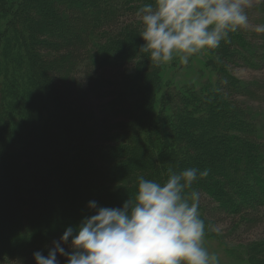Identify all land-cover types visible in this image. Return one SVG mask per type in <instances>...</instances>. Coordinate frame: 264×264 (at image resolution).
Here are the masks:
<instances>
[{
  "label": "trees",
  "instance_id": "trees-1",
  "mask_svg": "<svg viewBox=\"0 0 264 264\" xmlns=\"http://www.w3.org/2000/svg\"><path fill=\"white\" fill-rule=\"evenodd\" d=\"M45 1L58 7L56 15L67 13L72 33L52 32L43 19H54L52 11L39 7V23L22 20L21 33L9 41L4 34L12 31V14L32 1L10 0L0 14V200L7 198L0 218L14 220L15 232L33 231L9 249L1 247L0 228V264H35L34 252L47 255L66 229L37 226L55 212L58 195L59 213L69 210L82 220L95 214L82 206L86 200L118 208L134 198L138 176L163 182L168 169L190 167L208 170L193 185L200 193L204 247L227 264H264V233L230 238L264 226V73L243 80L226 70L264 71V34L251 27L264 24V0L246 9L247 30L206 49L208 60L190 73L197 72L194 77L184 75L178 59L155 66L140 49L143 25L136 13L153 0H88L87 7L77 0ZM20 36L31 49L21 43L24 58L8 53ZM241 181L254 182L260 196L248 199ZM49 182L44 192L41 184ZM225 221L228 230L215 231Z\"/></svg>",
  "mask_w": 264,
  "mask_h": 264
},
{
  "label": "clouds",
  "instance_id": "clouds-1",
  "mask_svg": "<svg viewBox=\"0 0 264 264\" xmlns=\"http://www.w3.org/2000/svg\"><path fill=\"white\" fill-rule=\"evenodd\" d=\"M251 0H153L136 15L143 30L140 49L155 66L190 57L229 42L230 33L250 27L246 9ZM264 34V24L251 26ZM208 170L168 169L161 182L137 177L134 198L121 207H87L95 214L68 227L53 241L47 255L33 253L35 264H220L204 247L205 222L199 211L200 193L193 188Z\"/></svg>",
  "mask_w": 264,
  "mask_h": 264
},
{
  "label": "rangeland",
  "instance_id": "rangeland-1",
  "mask_svg": "<svg viewBox=\"0 0 264 264\" xmlns=\"http://www.w3.org/2000/svg\"><path fill=\"white\" fill-rule=\"evenodd\" d=\"M28 1L33 2V3L31 2V3L26 5V6H30L28 8L29 10L27 8H25L26 10L25 9L22 10V12L20 14L18 12H15V14H12L14 17L12 19H10V25L13 28L10 27V29L12 31H8L6 33V36L4 34V37L6 39H8L10 41L11 39H13V36L18 37V34L21 33L20 29L22 30V28H23V25H22L23 22L28 24L29 22L31 23V21L37 20L39 23L40 18H43L40 15L41 14L40 8L48 9V11H50V12L52 11V13H53L54 19H52L50 17L43 18L44 20L47 21V24L49 23V25L47 27H49V29L52 30V32L56 31L55 34L61 32V35L66 34L67 32H68V34L72 33V31L69 30V27L72 26V22L69 21L70 18L67 17V13H64V16H61L60 14H59V16L56 15L58 13L59 9L53 3H49V1H45V0H43V1L42 0L41 1L40 0H28ZM77 1L80 2V6L87 7L88 4H90L88 2V0H77ZM254 1L255 0H251V3ZM7 3H10V0H8V2H7V0H1L0 14H3V12H4L3 10H5ZM31 7L36 8L37 12L33 13L32 11H30ZM90 8H91L90 9L91 11H98L99 6H98V8L90 6ZM80 11H83V8H81ZM88 15L89 14H85L86 17ZM19 19H21V21ZM22 20H23V22H22ZM30 32L32 33V29ZM20 39L21 40H18L17 42H11L10 43L11 46H13V47L11 49L10 48L8 49V53H11L12 56L20 55L21 57L24 58V55H26V53L29 52L31 49H29V47L27 45V41H28L27 37L20 36ZM23 42H24V48L26 49L27 52L23 48H21V46H23V44H21V43H23ZM236 54L239 58V56H240L239 53H236ZM246 56L247 55L244 54V58H246ZM207 60H208V57L206 54V49H204L201 52H199L198 54L190 57L188 64L185 65V64L179 63V65L183 68L184 75L188 76L193 70L202 69L203 66L206 64ZM243 65H245V64H243ZM226 70L229 71L234 77H238V78H241L243 80H253L254 78H258V77L261 78L262 74L264 73V71L258 72V71L252 70L251 68H247L245 66L244 67L240 66L238 68H232L231 70H229V69H226ZM25 72H29L28 74H29V76H31V71L25 70ZM34 72L38 75V73H40V68L35 69ZM196 74H197V72L194 74H190V77H194ZM207 74H209V71ZM207 74L205 73V75H207ZM263 76H264V74H263ZM47 82H49V81H47ZM44 88L46 89V82L44 83ZM219 131H221V129H219ZM220 153H221L220 158H222V154H224V153H223V151H220ZM206 156H208V155H206ZM2 162L7 163L6 160H4ZM188 163L192 164L193 162L190 159L188 161ZM225 164H226V162H225ZM0 175H1V171H0ZM39 176H40V180H44L43 179L44 177L41 176V174H39ZM214 178H215V176H214ZM229 183H230L231 187L236 190L237 184L234 185L233 181H229ZM242 183H240L241 185L238 184V187L240 186L241 190L246 191V194H248V199L249 198H257L260 196V194L256 191L255 187H253L254 182H251L250 184L243 183V187H242ZM48 185H52V183L49 182V183H44V185L41 184V189L44 190V192H45L47 190ZM4 189L10 190L12 188L4 187ZM23 197H24V195L14 197V200L18 201L19 198H23ZM59 197L60 196L58 195L56 202L59 201ZM6 199H4L3 201L0 200V208H2V207L4 208L5 206H7ZM243 199H245L244 201L247 200V198H243ZM86 201L87 202L84 205H82L83 207H85V206H87V204H89L88 200H86ZM56 202L52 203V205L54 207H56L55 212L48 211L46 214L47 217H46L45 222H41L39 224V226H37V229L40 228V229L46 230L48 227L52 226L55 223H56L55 225H57L59 228L66 229L70 226L75 227L80 223L81 220L79 218L73 216L72 213L69 212V210L65 213L62 212V214H60L59 212H60L61 206H60V204H58ZM243 203H244L243 201H240V202H238V205L243 204ZM42 207L41 206L38 207L37 211L39 212L40 210H43ZM48 223H50V224H48ZM12 224H14V220L7 218L6 221H4V220L2 221V219L0 218V228L4 234L3 238L1 239V247L12 249V248L16 247L21 241L25 240L26 238H29L28 236L33 232L31 228H29V230H27V231L23 230L21 232H18L16 230V232H15L14 228H12L13 227ZM2 226H3V228H2ZM228 227H229V224L227 221H225V222H222V224H218L217 230H215V231H226V230H228ZM263 233H264V226L260 227L259 229H257L253 233H251L253 235H249L248 237H245L243 234L239 235V233H236L234 237H230V238L231 239L237 238L239 240L246 241V239H248L249 237L256 238V237H259L260 235H263ZM226 243L228 244V242H226ZM51 246L48 247L47 252ZM209 247L211 250L215 251V246L213 244H209ZM220 264H227V263H225V260H220Z\"/></svg>",
  "mask_w": 264,
  "mask_h": 264
},
{
  "label": "bare ground",
  "instance_id": "bare-ground-1",
  "mask_svg": "<svg viewBox=\"0 0 264 264\" xmlns=\"http://www.w3.org/2000/svg\"><path fill=\"white\" fill-rule=\"evenodd\" d=\"M243 235L245 236V237H248L250 234H249V232H245V233H243Z\"/></svg>",
  "mask_w": 264,
  "mask_h": 264
}]
</instances>
